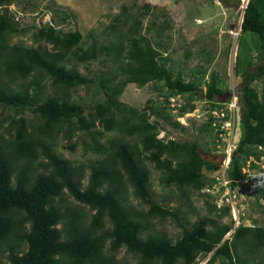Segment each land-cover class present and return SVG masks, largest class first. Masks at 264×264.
Masks as SVG:
<instances>
[{"label":"trees","instance_id":"obj_1","mask_svg":"<svg viewBox=\"0 0 264 264\" xmlns=\"http://www.w3.org/2000/svg\"><path fill=\"white\" fill-rule=\"evenodd\" d=\"M14 1L0 0V112L14 111L11 116L0 113V264H131L118 257L122 248L135 264H198L207 256L205 264H264V224L251 217L250 224L242 220L235 227L232 219L222 221L230 206L209 201L212 193L203 191L220 184L218 161L204 158L197 141L158 137L162 121L184 129L176 117L196 108L202 85L210 108L220 107L215 98L223 92V80L212 73L204 81L200 69L186 79L163 55L166 48L142 33L139 16L129 24V18L115 16L108 26L112 36L103 43L93 38L86 47L80 31L61 32L53 24L33 32L31 44L13 42L27 31L18 12L9 9ZM240 32L234 72L243 78L238 89L241 132L221 189L241 185L259 200L264 198V174L244 178L242 167L256 155L257 145L264 148V0L247 1ZM99 55L108 57L114 71L88 77L74 64ZM130 83H159L164 89V104L154 107L153 120L119 100ZM89 84L104 98L85 114L70 92ZM176 97L184 100L172 118L166 107ZM26 110L34 120L21 115ZM210 122L199 130L212 134ZM96 123L102 130L95 129ZM76 131L91 133L95 142L104 132L115 135L94 147L99 154L94 163L75 165L54 147L60 134L71 139ZM146 162L184 198L204 192L208 213L214 212L205 216L208 226H187L179 206L164 207L153 197ZM212 172L216 174L208 177ZM130 197L147 208L133 207ZM166 217L182 229L176 240L153 228Z\"/></svg>","mask_w":264,"mask_h":264},{"label":"rangeland","instance_id":"obj_2","mask_svg":"<svg viewBox=\"0 0 264 264\" xmlns=\"http://www.w3.org/2000/svg\"><path fill=\"white\" fill-rule=\"evenodd\" d=\"M248 0H15L9 9L15 10L21 16V23L26 27L25 34H20L12 38L13 42L22 41L25 44L32 43V34L38 28L53 24L61 32L73 30L80 31L84 36V47L88 46L93 38L100 43L112 35L108 26L113 22L115 16L122 18L139 16L141 21L142 33H146L152 42L158 43L166 48L164 56L169 57V64L176 71H180L186 79L191 75L197 74V69L204 71V81H209L210 75L216 74L217 81L223 80L221 89L223 92L216 96L218 101L228 100L234 93L240 101L238 89L242 86L243 78L235 74L236 56L238 53V41L240 37V23L245 3ZM124 11V12H123ZM124 23H121V26ZM164 25L162 30L161 26ZM122 28V27H121ZM108 36V37H107ZM247 33L246 37L249 38ZM114 37V36H113ZM112 37V38H113ZM160 50H163L160 48ZM78 71L84 76L95 77L114 71L112 62L105 55H99L97 59L89 60L84 63H74ZM255 66H251L253 70ZM258 89L260 82L253 83ZM160 84L153 83L139 87L130 83L123 90L119 100L126 105L141 108L146 104L152 107L163 105ZM233 92V94H232ZM205 85H202L199 98L196 104L199 112L185 113L177 116L176 107L183 103L184 97L177 98L167 105L166 112L172 117H176L184 129L174 128L170 124L161 122L158 127V137L173 138L180 141H197L199 151L206 159L216 160L222 163L225 156L223 154V141L215 137L214 133L209 134L199 130L206 120L205 110L209 102L204 96ZM70 98L85 107V114L94 107L95 103L104 98L102 92L94 93V85H80L71 90ZM151 99V102H148ZM241 104V102H240ZM242 108V106L240 105ZM202 108V109H201ZM5 110V109H4ZM0 111L2 106L0 105ZM3 116L14 115V111L5 110ZM29 120H34L32 112L26 110L21 113ZM241 115L235 121L240 122ZM152 117L151 120H153ZM239 129L235 132V139L239 138ZM102 127L96 123V128ZM103 138L96 139L86 131H76L71 139L60 134L57 138V145L54 151L62 157L70 159L75 164L85 166L94 163L99 154L94 147L104 144L107 137L115 135V132H104ZM74 143L73 150L69 144ZM216 144V145H215ZM215 145V146H214ZM140 146V145H139ZM226 144L224 145V149ZM215 155V156H214ZM232 155V154H231ZM151 172L150 189L153 197L164 207L179 209V217L187 226L194 222L203 223L208 226L205 216H212L214 212L207 210L206 196L202 193L192 191L189 199L180 195L175 186H165L161 181V172L153 164L146 162ZM260 167V166H259ZM256 167H254L255 169ZM261 169V167H260ZM216 173H207L208 177ZM220 184L215 183L213 190L210 189V200H215L217 205L222 203L230 206V215L222 218V221L239 223L244 220L246 224L251 223V218L258 220V224H264V198L256 199V195L243 186L233 189L229 187L221 189L228 180L226 170L220 169L218 175ZM203 191H206L205 189ZM220 192V194H219ZM232 195L230 197L229 195ZM216 194L220 196L216 198ZM222 197V198H220ZM219 199V200H218ZM130 204L137 209L147 207L134 197H130ZM87 211V207L85 208ZM187 219V221H185ZM155 231L166 233L172 240H176L181 233V228L173 218L166 217L156 220ZM135 264V260L122 248L117 254ZM207 257L199 259L198 264H205ZM212 264H220L216 261Z\"/></svg>","mask_w":264,"mask_h":264},{"label":"built area","instance_id":"obj_3","mask_svg":"<svg viewBox=\"0 0 264 264\" xmlns=\"http://www.w3.org/2000/svg\"><path fill=\"white\" fill-rule=\"evenodd\" d=\"M247 3V2H246ZM245 3V5H246ZM244 5V7H245ZM176 98H171L172 100H175ZM237 95H233L230 97V99L226 102H222V105L215 106L213 108H210V105L208 104L207 109L205 110L206 120H211V126L213 127V133H216L217 138L222 139L223 144H226V147L224 149L223 145V154H225L222 162L219 165L224 170L227 169L231 154L233 153V150L236 148V145L238 143L239 138L235 139V132L237 129H239L235 119L240 115V106L238 103ZM202 109V108H201ZM192 112H199L198 106L192 111ZM191 114V113H190ZM205 120V121H206ZM240 134V133H239ZM240 137V135H239ZM257 151L256 155H250L246 161L244 166L242 167V174L247 177H253L255 175H263L264 174V148L262 145H257ZM253 165H257L261 167L260 171H257V168L254 169ZM220 168V169H221ZM220 172V171H219ZM216 178H219L216 177ZM246 182V179H244ZM214 187L204 188L206 191L213 190ZM211 192V191H210ZM222 198V197H220ZM219 200V199H218ZM237 226V223L234 224V227Z\"/></svg>","mask_w":264,"mask_h":264},{"label":"water","instance_id":"obj_4","mask_svg":"<svg viewBox=\"0 0 264 264\" xmlns=\"http://www.w3.org/2000/svg\"><path fill=\"white\" fill-rule=\"evenodd\" d=\"M139 109L142 112H147V118H148V120H151L152 117L155 118L156 111H155L154 107H152L150 104H146V105H144L143 107H141Z\"/></svg>","mask_w":264,"mask_h":264},{"label":"clouds","instance_id":"obj_5","mask_svg":"<svg viewBox=\"0 0 264 264\" xmlns=\"http://www.w3.org/2000/svg\"><path fill=\"white\" fill-rule=\"evenodd\" d=\"M232 94H233V92H232ZM233 95H235V93H234ZM233 95H232V96H233ZM236 95H237V94H236ZM232 96H231V97H232ZM237 97H238V96H237ZM229 99H230V98H229ZM229 99H228V100H229ZM215 100H216V99H215ZM228 100H226V101H228ZM216 101L219 102V103H222L221 101H218V100H216ZM226 101H223V102H226ZM238 101H239V100H238ZM238 103H239V106H240V105H241V104H240V101H239ZM209 104H210V103H209ZM240 115H241V107H240Z\"/></svg>","mask_w":264,"mask_h":264},{"label":"flooded vegetation","instance_id":"obj_6","mask_svg":"<svg viewBox=\"0 0 264 264\" xmlns=\"http://www.w3.org/2000/svg\"><path fill=\"white\" fill-rule=\"evenodd\" d=\"M215 156V155H214ZM213 161H217V159L216 160H213Z\"/></svg>","mask_w":264,"mask_h":264}]
</instances>
